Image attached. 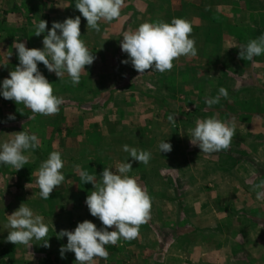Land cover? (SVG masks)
I'll use <instances>...</instances> for the list:
<instances>
[{
    "label": "crops",
    "instance_id": "crops-1",
    "mask_svg": "<svg viewBox=\"0 0 264 264\" xmlns=\"http://www.w3.org/2000/svg\"><path fill=\"white\" fill-rule=\"evenodd\" d=\"M74 2L0 0V80L18 64L14 41L42 48L44 34L36 37L35 25L45 20L50 28L53 21L80 16ZM173 18L191 23L196 56L174 60L164 73L140 75L121 63L127 59L120 48L125 32ZM100 29L87 28L81 16V39L97 58L85 66L78 85L38 64L54 94L64 98L58 113L33 114L0 97V140L22 130L40 140L20 170L0 166V264H76L72 252L61 259L67 238L57 239L56 233L84 220L101 226L85 204L93 185L81 180L80 171L99 177L105 167L132 161L123 145L161 159L148 165L133 161L129 173L152 199L151 218L121 249L107 245L108 259L98 264H264V204L253 190L264 179V55L239 58L242 45L264 35V0H123L120 17L101 21ZM221 87L230 99L206 105L205 97L217 96ZM9 114L16 119L8 120ZM213 115L234 120L235 135L227 150L201 153L190 144V129ZM142 138L151 146L141 144ZM161 141L172 151L160 153ZM52 151L62 154L65 181L43 200L36 173ZM22 203L49 225V247L36 240L29 249L6 241L7 215Z\"/></svg>",
    "mask_w": 264,
    "mask_h": 264
},
{
    "label": "clouds",
    "instance_id": "clouds-1",
    "mask_svg": "<svg viewBox=\"0 0 264 264\" xmlns=\"http://www.w3.org/2000/svg\"><path fill=\"white\" fill-rule=\"evenodd\" d=\"M74 3L80 16L66 18L62 22L53 21L50 28L45 20L35 25L34 35L40 37L44 34L42 48H27L24 42L14 41L12 47L16 50L18 64L7 78L0 80V97L17 105L23 104L33 114L50 116L59 112L64 98L54 94L53 83L41 72L38 64H43L59 80L67 75L73 85H78L82 73L86 72L85 66H91L97 58L81 39V16L86 20L87 28L100 32V22L118 19L123 6V0H75ZM192 31L191 23L183 18H173L171 23L145 22L136 30L123 34L120 48L127 59L121 63H130L140 75L149 71H170L174 67V60L197 55ZM239 50V58L247 61L264 55V35L250 40ZM221 97L230 99L227 89L223 87L218 89L217 96L205 97V104H218ZM175 117L169 115V122L175 123ZM7 119L15 120L16 117L9 114ZM235 131L234 120L221 121L215 115L197 119L195 127L190 129V144L205 154L227 150ZM39 147L40 140L36 133L24 130L12 133L9 139L0 140V166H11L18 171L29 163L32 152ZM158 150L169 153L172 145L161 141ZM123 151L129 154L132 161L105 167L99 177L80 171L81 180L93 185L94 190L86 196L85 204L90 215L98 218L101 226L98 228L92 221L84 220L74 230L62 229L56 233L57 239L67 238V243L59 249L61 259L72 252L76 264H98L99 259L107 261V245H116L121 239L136 238L140 226L151 218L152 199L137 178L129 173L133 171V161L148 165L152 153L128 145H123ZM63 168L64 160L59 151H52L41 162L36 173L41 199L48 200L53 190L65 181ZM25 187L30 188L29 184ZM253 190L256 200L264 204V179L254 184ZM5 227L11 229L6 237L7 242L24 245L28 249L33 245V240L43 241V247L50 246L49 225L42 215L25 203L7 215Z\"/></svg>",
    "mask_w": 264,
    "mask_h": 264
},
{
    "label": "rangeland",
    "instance_id": "rangeland-1",
    "mask_svg": "<svg viewBox=\"0 0 264 264\" xmlns=\"http://www.w3.org/2000/svg\"><path fill=\"white\" fill-rule=\"evenodd\" d=\"M133 140H135V139H133ZM139 142H141V144H143L144 146H151L150 144H149V142L147 141V139H144V138H142V139H139ZM159 160H161L159 157H157L156 155H154L153 153H152V157H151V160H150V162H149V164H152V163H154V162H157V161H159ZM151 187L154 189V190H156L158 187L156 186V184H154L153 182L151 183ZM153 203V202H152ZM153 205V204H152ZM96 222L97 223H99L100 221L98 220V219H96ZM186 227H187V225H186ZM124 239H121L120 241H118V243L116 244V245H113V249H116V248H122V241H123ZM116 247V248H115Z\"/></svg>",
    "mask_w": 264,
    "mask_h": 264
}]
</instances>
